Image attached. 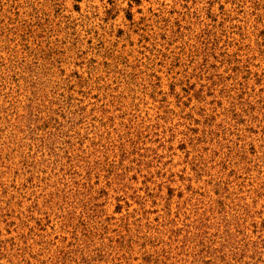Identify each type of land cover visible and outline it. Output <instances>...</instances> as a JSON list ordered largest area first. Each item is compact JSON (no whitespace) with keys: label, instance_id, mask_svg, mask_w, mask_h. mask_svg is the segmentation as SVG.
<instances>
[{"label":"rangeland","instance_id":"rangeland-1","mask_svg":"<svg viewBox=\"0 0 264 264\" xmlns=\"http://www.w3.org/2000/svg\"><path fill=\"white\" fill-rule=\"evenodd\" d=\"M0 264H264V0H0Z\"/></svg>","mask_w":264,"mask_h":264}]
</instances>
